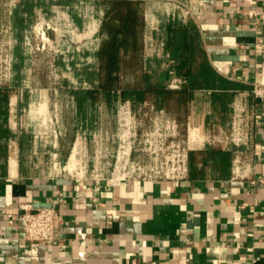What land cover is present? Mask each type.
Instances as JSON below:
<instances>
[{"label": "crops", "instance_id": "obj_1", "mask_svg": "<svg viewBox=\"0 0 264 264\" xmlns=\"http://www.w3.org/2000/svg\"><path fill=\"white\" fill-rule=\"evenodd\" d=\"M140 1L147 54L149 18L156 35L166 25L161 18L168 23L170 17L148 5L165 0ZM179 1L195 8L183 25H192L197 33L196 78L202 85L184 113L185 138L190 154L205 155L178 179L116 182L37 174L20 159L23 141L15 132L4 135L19 119L16 101L23 100L11 96L10 108L2 112L5 124H0V144L9 152L0 170V264H264V103L252 94L255 84H264V48L256 47L264 41V0ZM51 3L0 0V24L6 20L14 34L25 32L49 10L63 8ZM66 10L77 11L74 3ZM252 11L255 17L249 16ZM73 25L78 33L79 26ZM99 43L100 36L92 51L94 63L84 65L86 72L78 73L77 80L88 81L91 72L97 82ZM71 66L80 67V62L73 59ZM64 75L74 80V72ZM13 79L31 81L25 73ZM212 138L221 145H211ZM21 204L57 209L62 221L56 243H44L31 253Z\"/></svg>", "mask_w": 264, "mask_h": 264}, {"label": "rangeland", "instance_id": "obj_2", "mask_svg": "<svg viewBox=\"0 0 264 264\" xmlns=\"http://www.w3.org/2000/svg\"><path fill=\"white\" fill-rule=\"evenodd\" d=\"M51 1L63 8L49 10L47 17L36 19L25 32L14 34L6 20L0 24V88L8 92L7 99H2L0 124H5L2 112L10 108L11 96L23 97L14 105L19 109V119L12 124L13 130L8 123L6 129L10 130L0 132V136L11 131L23 141L20 159L27 167L48 176L120 179L173 176L196 166L191 163L185 138L184 111L174 104L164 110L155 100L133 103L120 94L95 105L78 102L77 94L95 85L91 72L88 81L76 76L86 72L84 65L94 63L92 51L99 42L104 1ZM70 2L77 11L66 10L73 5ZM148 3L150 9L168 14L173 21L183 24L191 19L190 5L184 1ZM161 20L167 24V19ZM72 24L79 26L78 33L72 31ZM149 26L148 68L157 74L173 62L165 49V30L153 35L152 27L157 26L151 18ZM73 59L80 62L79 69L71 66ZM73 72L74 80H67L69 76L64 74ZM24 73L31 81H13V76ZM33 95L36 101H30ZM211 145L221 143L215 140ZM7 154V147L0 144V170L5 167Z\"/></svg>", "mask_w": 264, "mask_h": 264}, {"label": "trees", "instance_id": "obj_3", "mask_svg": "<svg viewBox=\"0 0 264 264\" xmlns=\"http://www.w3.org/2000/svg\"><path fill=\"white\" fill-rule=\"evenodd\" d=\"M166 51L172 64L160 73L150 72L146 59V21L140 0H106L97 51V82L77 94L78 102L100 104L120 94L133 103L155 100L164 110L174 104L178 110L189 112L193 91L201 89L197 80L200 54L197 33L192 25L170 21L165 25ZM182 79L178 89L170 87L173 78ZM7 88H0V107L6 100ZM204 152L191 153L194 165ZM192 170V169H191ZM194 170V169H193ZM192 176H194L191 173Z\"/></svg>", "mask_w": 264, "mask_h": 264}, {"label": "built area", "instance_id": "obj_4", "mask_svg": "<svg viewBox=\"0 0 264 264\" xmlns=\"http://www.w3.org/2000/svg\"><path fill=\"white\" fill-rule=\"evenodd\" d=\"M190 9L188 13L192 16L195 13V8L189 3ZM249 16L255 17V12L252 11L249 13ZM264 17V15H263ZM256 47L264 48V41L259 40L256 44ZM1 80V79H0ZM182 81L174 80L171 83L170 87L172 89H178L181 85ZM252 94L254 97L260 99L264 103V84H255L252 89ZM187 170L179 172L177 175L166 176V177H152V176H124L120 179L111 178L116 182H120L126 178H150V179H162V178H183L187 175ZM264 182V179L260 180ZM19 210L21 211V217L24 221L25 228V240L29 243L31 253H36L39 247L46 243L52 244L56 243L55 233L58 229L62 219L59 215V212L55 208H41L35 209L32 204H21L19 206Z\"/></svg>", "mask_w": 264, "mask_h": 264}]
</instances>
